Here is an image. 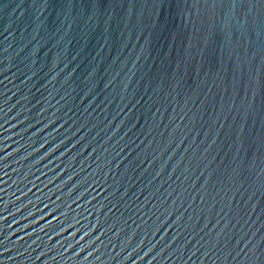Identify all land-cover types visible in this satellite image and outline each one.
Masks as SVG:
<instances>
[{"label": "water", "instance_id": "water-1", "mask_svg": "<svg viewBox=\"0 0 264 264\" xmlns=\"http://www.w3.org/2000/svg\"><path fill=\"white\" fill-rule=\"evenodd\" d=\"M0 264H264V0H0Z\"/></svg>", "mask_w": 264, "mask_h": 264}]
</instances>
